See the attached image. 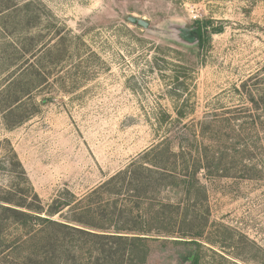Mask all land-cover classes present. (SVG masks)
<instances>
[{
	"label": "rangeland",
	"instance_id": "374dc122",
	"mask_svg": "<svg viewBox=\"0 0 264 264\" xmlns=\"http://www.w3.org/2000/svg\"><path fill=\"white\" fill-rule=\"evenodd\" d=\"M30 64L46 76L23 99L34 115L8 129L0 109V154L11 145L48 205L64 189L82 196L160 142L172 127L164 116L185 124L251 111L246 91L264 86V0H0V96ZM9 180L0 172V186ZM202 182L200 246L155 243L147 264H183L187 249L198 264H264V177Z\"/></svg>",
	"mask_w": 264,
	"mask_h": 264
},
{
	"label": "trees",
	"instance_id": "16d2710c",
	"mask_svg": "<svg viewBox=\"0 0 264 264\" xmlns=\"http://www.w3.org/2000/svg\"><path fill=\"white\" fill-rule=\"evenodd\" d=\"M201 26L205 42L208 23ZM34 67L1 93L8 129L34 115L22 111L33 83L46 79L34 77ZM256 87V94L246 91L252 107L244 116L185 124L164 116L172 127L160 142L82 196L64 189L48 205L5 142L10 150L0 154V172L10 180L0 186V264H147L155 243L200 246L209 223L202 178L264 177V86ZM15 112L22 118L12 122ZM225 124L230 131H219ZM187 250L183 264H198L196 249Z\"/></svg>",
	"mask_w": 264,
	"mask_h": 264
},
{
	"label": "water",
	"instance_id": "95a60500",
	"mask_svg": "<svg viewBox=\"0 0 264 264\" xmlns=\"http://www.w3.org/2000/svg\"><path fill=\"white\" fill-rule=\"evenodd\" d=\"M128 20L132 24H136V25L142 26L144 28L149 27V23L144 21V20H139L135 17H130ZM196 34H197V40H198V47L202 48V46H203V40H202L203 29H202V26L200 24H199V27L197 28Z\"/></svg>",
	"mask_w": 264,
	"mask_h": 264
}]
</instances>
